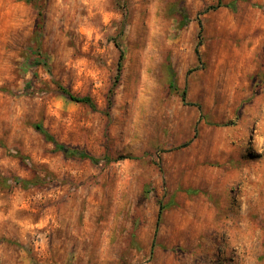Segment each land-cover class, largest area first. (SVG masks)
<instances>
[{
  "label": "rangeland",
  "instance_id": "rangeland-1",
  "mask_svg": "<svg viewBox=\"0 0 264 264\" xmlns=\"http://www.w3.org/2000/svg\"><path fill=\"white\" fill-rule=\"evenodd\" d=\"M0 264H264V0H0Z\"/></svg>",
  "mask_w": 264,
  "mask_h": 264
},
{
  "label": "trees",
  "instance_id": "trees-1",
  "mask_svg": "<svg viewBox=\"0 0 264 264\" xmlns=\"http://www.w3.org/2000/svg\"><path fill=\"white\" fill-rule=\"evenodd\" d=\"M199 44V42H198ZM118 47H120V45H118ZM196 53L199 55V51H198V45L196 46ZM122 61H123V51L120 50V54H119V59H118V67H117V75H116V79L115 82L117 81L120 71H121V67H122ZM115 85V83L113 84V86ZM113 86L110 88L109 92H113ZM64 88V87H63ZM65 91V93L72 99L75 100L77 102L80 103H84L87 104L88 106L92 107V108H96V103L93 100V98L89 95H76L74 93H72L71 91H69L68 89L64 88L63 89ZM185 89L182 91V96L183 98H185ZM35 127L38 131H40L44 137L49 140L52 141L54 143V145L56 146V148H58L59 150H62L66 155L69 156H78L81 158H88L90 159L92 162H100V158L96 157L95 155L89 153L86 150L77 148V147H73V146H69L66 145L62 142H60L58 139H56L51 133L50 131L42 124V123H36ZM128 156L126 155H121L120 158H126ZM161 217V209L158 212V222L160 220Z\"/></svg>",
  "mask_w": 264,
  "mask_h": 264
}]
</instances>
